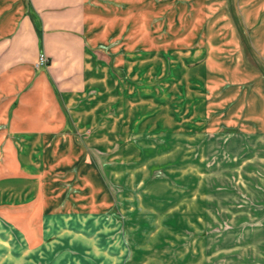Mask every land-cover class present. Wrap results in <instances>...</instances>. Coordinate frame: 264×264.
<instances>
[{
    "label": "rangeland",
    "instance_id": "rangeland-1",
    "mask_svg": "<svg viewBox=\"0 0 264 264\" xmlns=\"http://www.w3.org/2000/svg\"><path fill=\"white\" fill-rule=\"evenodd\" d=\"M242 2L91 0L99 32L107 25L109 43L130 62V96L72 139L38 142L28 166L27 157L4 151L2 180L28 181L34 196L0 205V214L22 217L18 232L0 221V259L91 264L88 242L97 239L98 264L118 255L116 264H186L188 249L198 254L207 236L234 227L209 216L204 195L220 189L206 190L204 173L232 134L264 119V59L252 42L264 11L250 27Z\"/></svg>",
    "mask_w": 264,
    "mask_h": 264
},
{
    "label": "crops",
    "instance_id": "crops-1",
    "mask_svg": "<svg viewBox=\"0 0 264 264\" xmlns=\"http://www.w3.org/2000/svg\"><path fill=\"white\" fill-rule=\"evenodd\" d=\"M257 1L242 2L247 4L243 12L250 27L264 11ZM98 26L91 0H0V157L4 151L8 156H25L23 163L28 166L39 156L38 142L42 145L52 136L60 140L63 134L72 139L77 128L98 124L100 111L105 114L104 109L128 99L130 62L109 43L108 26L104 24L102 32ZM253 31L254 48L264 59V20ZM40 54L47 56V64L37 65ZM260 120H249L232 134V143L219 148L216 165L204 173V188L212 191L218 185L220 189L216 198L204 195L209 216L233 220L234 227L207 236L198 254L195 246L188 249L186 264H264V119ZM213 173L214 178L205 179ZM235 173L240 178L232 183L228 178ZM14 182L6 183L0 175V205L34 196L28 181ZM37 199H42V193ZM211 209L220 210L219 217ZM2 214L0 221H9L18 232L19 213ZM63 232H69L65 224L60 227ZM72 232L88 237L86 231ZM93 242L87 247L91 264H98L101 249L97 239ZM5 254L14 256L12 251ZM0 264L26 263L1 258Z\"/></svg>",
    "mask_w": 264,
    "mask_h": 264
},
{
    "label": "built area",
    "instance_id": "built-area-1",
    "mask_svg": "<svg viewBox=\"0 0 264 264\" xmlns=\"http://www.w3.org/2000/svg\"><path fill=\"white\" fill-rule=\"evenodd\" d=\"M48 63V58L45 54H40L39 58H38V62L37 65H45Z\"/></svg>",
    "mask_w": 264,
    "mask_h": 264
}]
</instances>
